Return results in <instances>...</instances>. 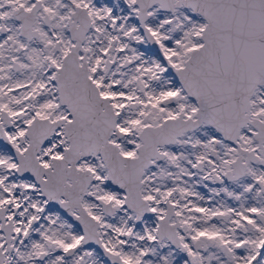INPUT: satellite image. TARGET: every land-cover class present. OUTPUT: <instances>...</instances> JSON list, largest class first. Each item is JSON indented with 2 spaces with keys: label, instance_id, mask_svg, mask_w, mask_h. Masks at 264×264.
I'll use <instances>...</instances> for the list:
<instances>
[{
  "label": "snow or ice",
  "instance_id": "obj_1",
  "mask_svg": "<svg viewBox=\"0 0 264 264\" xmlns=\"http://www.w3.org/2000/svg\"><path fill=\"white\" fill-rule=\"evenodd\" d=\"M0 264H264V0H0Z\"/></svg>",
  "mask_w": 264,
  "mask_h": 264
}]
</instances>
